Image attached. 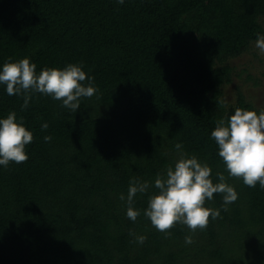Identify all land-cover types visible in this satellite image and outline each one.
<instances>
[{"label":"trees","instance_id":"1","mask_svg":"<svg viewBox=\"0 0 264 264\" xmlns=\"http://www.w3.org/2000/svg\"><path fill=\"white\" fill-rule=\"evenodd\" d=\"M263 17L264 0H0V69L79 64L97 88L73 112L40 93L22 109L0 84V118L15 112L33 135L26 162L0 165V264H264V189L229 177L211 138L237 107L264 111L238 88L222 96L227 59L264 35ZM181 152L206 162L213 183L222 172L237 200L225 211L214 194L205 207L220 216L195 233L155 229L147 194L130 220L119 199L129 181L154 185Z\"/></svg>","mask_w":264,"mask_h":264},{"label":"clouds","instance_id":"2","mask_svg":"<svg viewBox=\"0 0 264 264\" xmlns=\"http://www.w3.org/2000/svg\"><path fill=\"white\" fill-rule=\"evenodd\" d=\"M123 4L124 0H117ZM255 47L264 54V35L257 34ZM87 79L85 86L82 82ZM93 77H86L81 65L69 63L63 69L56 67L42 68L36 71L35 63L28 58L18 61H6L0 69V84L6 85L9 96H23L22 109L28 107L33 93H40L62 101V107L76 112L80 108L81 98H90L96 94ZM17 121L16 113L9 112L6 118H0V165L5 168L10 162L21 164L27 161L25 146L32 143L33 135L22 123ZM49 127L47 122L41 125L42 130ZM211 138L218 146V155L222 159L228 176L240 178L251 188L257 183L264 189V111L259 115L254 110L237 107L227 120L220 118L211 131ZM51 136H44L50 142ZM182 144L177 143L179 151ZM212 169L206 162H201L195 155L181 152L173 165L158 173L154 185L148 181L133 178L129 181L127 195L119 199L125 202L126 215L133 222L140 215L134 208L137 194H147V207L143 215L150 219L151 225L160 232L170 235V229L177 223L187 226L190 232L207 228L209 218L220 216L218 209L205 207L216 193L222 194L223 207L235 202L238 194L234 187L226 182L222 172H217V183L211 179ZM154 186L158 191L149 192ZM135 242L143 244L146 237L129 233ZM185 243L192 244L191 235L185 236Z\"/></svg>","mask_w":264,"mask_h":264},{"label":"rangeland","instance_id":"3","mask_svg":"<svg viewBox=\"0 0 264 264\" xmlns=\"http://www.w3.org/2000/svg\"><path fill=\"white\" fill-rule=\"evenodd\" d=\"M264 26V17L262 18ZM233 67L231 81L222 86L223 100L230 103L238 88L246 99L264 109V54L255 47V40L249 43L238 56L227 59Z\"/></svg>","mask_w":264,"mask_h":264}]
</instances>
